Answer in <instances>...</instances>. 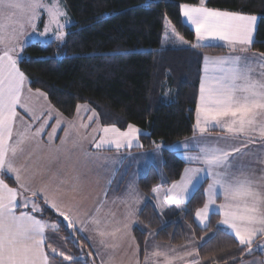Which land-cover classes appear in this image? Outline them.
<instances>
[{
	"label": "snow or ice",
	"instance_id": "1",
	"mask_svg": "<svg viewBox=\"0 0 264 264\" xmlns=\"http://www.w3.org/2000/svg\"><path fill=\"white\" fill-rule=\"evenodd\" d=\"M180 7L186 22L195 29L196 43L192 47L224 41L232 52L249 51L247 46L252 42L255 15L209 8L205 0H200L198 5L186 3ZM42 17L45 23L38 35L48 37L52 33L43 43L63 42L64 29L71 21L60 0H0V264H55L57 258L71 264H97L93 252L85 253L75 240L78 233L85 232L90 235L83 238L89 241L95 256L100 257L99 264H113V256L106 250H115L120 246L118 241L129 235V224L137 211L134 205L140 203V196L134 185H129L120 201L126 206L120 221L109 218L116 215L110 209L104 215L107 189L90 211L82 209L80 201L86 198V178L79 170L69 174L63 163L71 155L65 147L71 135L69 129L76 126L68 122L65 139L55 144V133L63 121L57 118L51 132H45L52 119L51 106L46 117L43 112H35L30 103L33 93L28 77L19 67L29 30L35 34ZM165 30L166 36L171 34L173 47L189 44L171 22H166ZM256 68L260 71L256 72ZM37 94L45 96L38 90ZM77 112H80L79 106ZM195 113L194 131L199 138L194 137L191 142L177 147L184 151L189 163L199 166L185 168L181 179L165 190L163 201L159 199V187H153L155 207L163 215L168 205L185 204L202 186L201 177L205 181L210 178L205 191L206 202L195 212L202 230L211 227L208 223L211 210L222 217L219 225L224 228L221 230L238 241L241 255L252 254L254 246L264 252V245L257 244L258 239H264V169L257 177L251 163H237L249 155L264 163V53L205 57ZM88 120L91 121L92 116ZM80 127L87 129L88 125ZM213 131L222 135L215 138L205 135ZM89 136L96 150L130 149L134 144L142 147L140 129L132 124L126 131L114 125L93 128L82 138L77 131V138L71 142L75 147L80 139ZM253 144L261 147L249 148ZM190 149L192 154H189ZM84 155L89 163L112 159L91 151ZM147 163H151V158ZM6 179H12L14 186ZM218 196H222L223 203H216ZM48 210H54L63 218L62 222L47 220ZM82 213L84 219H81ZM62 225L71 230L69 238L80 250V256L66 253L50 242L47 233H58ZM94 238H98L97 243H92ZM214 238L209 237L205 245ZM132 241L135 243L134 237ZM194 253L195 248L178 251L174 247L161 249L157 244L149 250L145 242L142 262L139 244H135L134 255L135 264H177ZM189 264H198V261Z\"/></svg>",
	"mask_w": 264,
	"mask_h": 264
},
{
	"label": "trees",
	"instance_id": "2",
	"mask_svg": "<svg viewBox=\"0 0 264 264\" xmlns=\"http://www.w3.org/2000/svg\"><path fill=\"white\" fill-rule=\"evenodd\" d=\"M65 2L75 24L67 30L64 41L29 44L22 52L19 66L29 77L31 88L45 92L67 117L75 116L79 104H89L106 125L126 130L132 124L146 131L148 135H141L142 150L164 156L165 179H161L152 164L138 179V192L144 200L133 234L140 245L141 258L145 242L149 250L153 244L178 251L195 248L198 255L194 253L188 261L198 264H241L263 256L256 246L252 254L241 255L238 241L221 230L224 227L219 225V215L211 216V227L206 231L197 226L195 212L206 202L207 182L186 205L166 209L163 215L155 207L152 188L169 187L185 168V163L169 147L195 135L203 59L206 55L229 52L217 46H191L195 34L183 22L180 6L198 5L200 0ZM205 3L214 9L259 16L251 52L264 53V0H206ZM166 19L189 41V46L164 44ZM129 168L123 171L124 187L130 185L137 169L134 165ZM6 181L14 186L12 179ZM45 218L57 223L63 220L53 210H48ZM70 231L62 225L59 232L67 249L80 256V250L69 238ZM209 237L215 238L205 245ZM75 240L85 253L93 252L99 264L89 242L80 233ZM262 242L264 239L257 240V244Z\"/></svg>",
	"mask_w": 264,
	"mask_h": 264
},
{
	"label": "crops",
	"instance_id": "3",
	"mask_svg": "<svg viewBox=\"0 0 264 264\" xmlns=\"http://www.w3.org/2000/svg\"><path fill=\"white\" fill-rule=\"evenodd\" d=\"M205 2H206V0H205ZM193 5H195V4H193ZM219 10H221V9H219ZM251 15H253V14H251ZM181 16H182V9H181ZM255 16L257 17V20L255 22L254 30L252 33V38H251L252 42L250 45L247 46L249 48L248 52H232V51H230L226 42H224V41H210V42H205V44L209 45V46L223 47V48H226L229 52L227 54L220 55V56L206 55L205 57L216 58V57H226V56H230V55H232V56H235V55L256 56V55H258L259 53L251 52V47L255 41L257 28H258V25L260 22V17L257 15H255ZM182 19H183V22L195 34L194 27L191 26L190 24H188L183 16H182ZM40 23L42 26H40ZM43 27H44V24L42 23V21H38L37 22V32H42ZM27 43H26V45H27ZM195 43H196V40L194 38L193 44H195ZM184 46H189V44L184 45ZM201 47H207V46H201ZM21 55H22V53H21ZM203 67H204V59H203V64H202L201 78L203 76ZM20 70H21V68H20ZM255 71L259 72L260 69L256 68ZM200 81H201V79H200ZM28 86L31 88V81H30L29 77H28ZM38 91L40 93H44L45 96L38 95L37 90L32 89L33 96H32L30 103L33 106L35 112L37 114H40L41 112H43L44 116L46 117L47 112L49 110V106H51V110H52V119L48 121V127L45 129V132H51V129L53 127H55V120L57 118H60L63 121L60 125V128L57 129V132L55 133V136H56L55 144H59V141L61 139H65L64 130L67 128L68 122H71L73 125L76 126L74 129H69L71 135L67 138L68 143L66 144L65 147L70 150L71 155H70V159L63 160V163H64V167H65L66 171L69 174H73L74 171L79 170L86 178L85 182H84V190L86 193V198H84L80 201V203L82 205V209L90 211L93 208V206L95 205L97 198L102 199L104 192L107 189L108 203L105 205L104 215H107L108 210L110 209L111 211L116 213L115 217L114 218L109 217L110 219H114L116 221L122 220L123 214H124L126 209L121 208V207H116V204L119 203V200H121L124 197L123 193H126L129 189V188H127V191L124 192L127 185L124 187V185L126 183L124 181V177H122L123 171L125 168H127V166L129 164L131 165L129 170L131 169V167L133 165L136 166V168H137L136 164H137L138 160H140L142 157L149 158V156H152L153 153H155L154 151L149 152V151L142 150L143 144L141 142V135H144V134L148 135V133L139 128L140 129L139 144L142 145V147H137L134 144V146L130 149L121 148L119 150H116L115 148H113L111 151L96 150L91 145V143L89 142L91 139V136H89L88 139H80V143L78 144V146L74 147L71 141L74 138H77L76 137L77 131L80 133V137L82 138L85 132L91 133V130L93 128L107 127V126H113V125L104 124L102 122L101 117H100L99 113L97 112V110H95L89 104H79L78 106L80 107V112L78 113L76 110L75 116L72 118H69L52 104L51 100L49 99V96L45 92H43L41 90H38ZM198 102H199V91H198L197 104H198ZM18 111H21L22 115H24V113L21 109H18ZM93 112L95 113V115H92ZM57 113L60 114L59 117L57 116ZM89 116H92L91 121L88 120ZM25 118L28 119V117L26 115H25ZM43 118L44 117H42V119ZM195 119H196V113H195ZM37 123H39V121H37ZM81 124H87L88 125L87 129L81 128L80 127ZM114 126H116V125H114ZM116 127H118V126H116ZM126 130L121 129V131H126ZM95 135H100V133H96ZM205 135L209 136V138H215V137L222 135V134L218 131H213L210 133H206ZM194 137L199 138L197 136V134L195 133L194 136H192L188 139H185L181 142H178V143L169 147V150L171 152L175 153L185 163V168L198 167L199 165H197L195 163H189L186 159L184 151L177 146L191 142ZM44 140L46 142L47 138L44 137ZM260 147H261L260 144L249 145V148H251V149H258ZM87 151H91L93 153H97L98 155H100L102 157L106 156V157H109L112 159L109 161H100L98 163H89V162H87V158L84 155V153ZM244 151L247 152L248 149H244ZM189 154H192L191 149L189 150ZM256 155L258 156L259 153H256ZM237 163H243L245 165H248L249 163H251V167L255 169L257 177H259V175H260V170L264 169V163H261L259 160H256L253 155L243 157L240 161H237ZM146 165L144 166L145 169H147L151 165V163H147ZM183 173H184V170L182 172V175H183ZM182 175H181V177H182ZM181 177L176 181H179L181 179ZM176 181H174V182H176ZM201 181H202V184L207 182V186H208V183H211L210 178H207V180L205 181L203 176L201 177ZM119 185H120V188H118ZM170 185H169V187H170ZM115 188H118V191H115ZM167 188L168 187H165V188L159 187V191L162 190V195L159 196V199L161 201H163V197L165 195V190ZM136 189L138 192V188H136ZM138 194H139L140 198H142L139 192H138ZM154 195H156V194H154ZM113 196H115V203L113 202V204L109 205L110 200ZM191 198L188 200V202L191 200ZM188 202H186L185 204H182V205H186V204H188ZM216 203L217 204L223 203L222 196L217 197ZM182 205H180V206H182ZM173 206H175V205H168L166 207V209H169V208L171 209V208H173ZM139 210H137L133 222H131L129 224V228H128L129 235L118 241L120 246L118 248H116L115 250H112V249L106 250L107 253H110L113 256V264H118L121 261H126L125 264H135V261H136V256L134 255L135 244H138V243L134 237L133 228L137 224L136 220H137V215H138ZM212 215H213V212L210 210L208 223H210V219H211ZM221 218L222 217L220 216V219ZM81 219H84L83 213L81 214ZM47 220H49V219H47ZM49 221L55 222L52 220H49ZM195 223L201 229L203 228L202 225H199L196 218H195ZM222 227H224V226H222ZM80 234L83 237L90 235V233H88V232L80 233ZM47 235L50 237V242L53 244V246L61 248L66 253H71L67 249L66 242H65L64 238L60 235V232L53 233V232L49 231L47 233ZM133 237L135 239V243H133V241H132ZM97 242H98V238H94V240L92 241V243H97ZM48 251H50V250H48ZM94 253H95V251H94ZM140 258H141V256H140ZM97 259L99 261L100 257H97ZM142 260H143V258H141V262H142ZM185 260H186V258H185ZM55 264H71V262L64 261L62 258H57ZM241 264H264V256H259L257 258H252L250 260H246V261L242 262Z\"/></svg>",
	"mask_w": 264,
	"mask_h": 264
},
{
	"label": "rangeland",
	"instance_id": "4",
	"mask_svg": "<svg viewBox=\"0 0 264 264\" xmlns=\"http://www.w3.org/2000/svg\"><path fill=\"white\" fill-rule=\"evenodd\" d=\"M60 3H61V4L67 9L68 19L71 21V23H69V24L65 27V29H64V31L67 32V30L75 24V20H74V18L71 16V14L69 13V10H68V8H67V5H66L65 0H60ZM42 18H43V17H42ZM42 18H41L40 21H42V23L44 24V23H45V19H44V18L42 19ZM166 22H169V21L166 19L165 24H166ZM40 26H42L41 23H40ZM41 28H42V27H41ZM165 31H166V30H165ZM38 33H40V32H37V31H36V33L33 34V33L31 32V30H29V38H28L27 41H26V43L28 42L26 46H28V45L31 44V43H36V42L43 43V41L49 39V38L52 36V33H51V32L48 34V37L39 36ZM163 42H164V44H166V45H169V44L172 45V43H171V34H170V33H169L167 36L164 35V37H163ZM26 46H25V47H26ZM172 46H173V45H172ZM177 47H179V46H177ZM21 56H22V55H21ZM149 158H151V164L154 165V166L157 168V170H158V172H159V175H160L161 179H162V180L165 179V178L167 177V174H166V171H165V169H164V167H163L164 156H163L162 154H160V152H156V153L153 154L152 156H149ZM147 160H148V158H146V157H142L140 160L137 161V164H136V165H137L136 173H135V175H134L133 180L130 182V185H134V188H135L136 193H138L136 188H137V186H138L137 183H138L139 176H143V175L146 173V170H147V169H145L144 166L147 164ZM128 167H130V164L128 165ZM136 176H137V177H136ZM136 179H137V180H136ZM118 188H120V185L118 186ZM118 188H115V191H118ZM127 188H129V185H128ZM126 193H127V192H126ZM126 193H123V196H124V197H125ZM158 195H159V196L162 195V190L159 191V194H158ZM124 197H123V198H124ZM123 198H122V199H123ZM143 200H144V199L140 198V203H139L138 205H134V207H135L137 210H139V209L141 208V205L143 204ZM113 201H115V196H113V197L111 198L109 205L113 204ZM120 201H121V200H119V203L116 204V207H121V208H125V209H126V206H125L123 203H121ZM156 203H157V200H156ZM182 206H183V205H182ZM165 209H166V208H165ZM136 212H137V211H136ZM134 218H135V217H134ZM134 218L132 219L131 222H133ZM136 222H137V220H136ZM193 235H194V234H193ZM190 241L192 242L193 240H190ZM260 244H261V245H264V242H262V243H260ZM261 253H262L263 256H264V252H261ZM257 257H259V256H256V257H253V258H257ZM251 259H252V258H251ZM125 262H126V261H121V262L118 263V264H125ZM188 262H189V261H188V257H187L186 260H184V261H178L177 264H189Z\"/></svg>",
	"mask_w": 264,
	"mask_h": 264
}]
</instances>
